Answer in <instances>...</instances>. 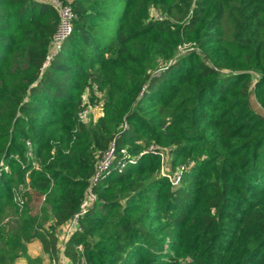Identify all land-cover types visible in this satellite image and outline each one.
I'll use <instances>...</instances> for the list:
<instances>
[{
	"label": "trees",
	"instance_id": "1",
	"mask_svg": "<svg viewBox=\"0 0 264 264\" xmlns=\"http://www.w3.org/2000/svg\"><path fill=\"white\" fill-rule=\"evenodd\" d=\"M61 1L46 60L56 10L0 0V264L56 254L88 189L69 264H264V0Z\"/></svg>",
	"mask_w": 264,
	"mask_h": 264
},
{
	"label": "built area",
	"instance_id": "2",
	"mask_svg": "<svg viewBox=\"0 0 264 264\" xmlns=\"http://www.w3.org/2000/svg\"><path fill=\"white\" fill-rule=\"evenodd\" d=\"M37 1H46L48 2L57 12L58 15V21L55 27V30L50 38L49 47L46 53V60H49L52 55L60 48L63 41L66 39V37L70 34L72 30V20L74 18V13L69 5L68 2H64L61 0H37ZM90 108H85L83 111L79 113L80 117L83 119L82 114L85 113V111H88ZM112 149L110 148L107 153L103 155V157L100 159V161L96 165V171L94 173V176L92 178L95 179L108 165L110 156H111ZM176 173H173L170 175V180L173 184H176L178 181V176ZM94 198L93 193L88 189L86 191V197L81 203V210L74 214L68 222L65 224V232H64V238L63 243L66 241L70 233L74 230H79V227L77 225V218L78 216L84 212L87 205L90 203V201ZM16 200H19V197H16ZM63 243L60 245V249L63 248ZM53 264H66L64 261L57 260Z\"/></svg>",
	"mask_w": 264,
	"mask_h": 264
},
{
	"label": "rangeland",
	"instance_id": "3",
	"mask_svg": "<svg viewBox=\"0 0 264 264\" xmlns=\"http://www.w3.org/2000/svg\"><path fill=\"white\" fill-rule=\"evenodd\" d=\"M86 96H87V94L84 95V97H86ZM249 106L253 111L264 116V109H261L256 104L252 95H250V97H249ZM100 113H101V108H100V105L98 104L95 108H92V109H89L88 111H85V113L82 114V117H83L84 121L89 122L91 119L95 120ZM166 165L167 164L164 163V165L162 166V173H168L169 172L168 166H166ZM42 203H43V197H35L30 204L31 205V211L33 213L37 212L39 210L40 206L42 205ZM62 243H63V241H62ZM40 248L43 250L41 242H40ZM63 249H64V247L62 249L59 248V252H60L59 253L60 254L59 260L64 261L66 264H69L68 259H66V256L64 255ZM44 253H46V252H44ZM50 259H53L54 262H56L58 260L57 254H54L53 256H51Z\"/></svg>",
	"mask_w": 264,
	"mask_h": 264
},
{
	"label": "crops",
	"instance_id": "4",
	"mask_svg": "<svg viewBox=\"0 0 264 264\" xmlns=\"http://www.w3.org/2000/svg\"><path fill=\"white\" fill-rule=\"evenodd\" d=\"M65 225L60 226L57 228L56 230V237H57V258L59 260L60 258V252H59V248L60 245L62 244V240L64 238V230ZM26 248H27V252L29 255L31 256H40L42 259V264H53L54 260L50 259L49 255L47 253H44L43 250L40 248V241L39 240H33L31 242H28L26 244ZM15 264H25L23 258H18L16 260Z\"/></svg>",
	"mask_w": 264,
	"mask_h": 264
}]
</instances>
